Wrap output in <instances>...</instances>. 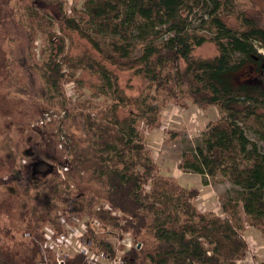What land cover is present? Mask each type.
Here are the masks:
<instances>
[{
	"label": "trees",
	"instance_id": "16d2710c",
	"mask_svg": "<svg viewBox=\"0 0 264 264\" xmlns=\"http://www.w3.org/2000/svg\"><path fill=\"white\" fill-rule=\"evenodd\" d=\"M83 5L87 26L95 27L96 36L73 19L65 21V26L80 32L118 69L142 75L159 92L130 100L114 85L118 97L104 110L101 121L84 115L87 135L73 141L75 153L67 164L75 163L80 172H89L99 187L93 189L96 196L83 199L85 206L78 201L85 194L69 197L70 210L99 219L106 216L118 224L117 228L139 239L140 247L126 253V264H237L248 251L246 223L239 211L264 222V147L248 139L244 131L249 121L260 123L253 129L264 144V113H260L264 110V54L260 52H264V15L257 19L244 11L235 13L232 0H84ZM207 5L211 6L207 13L210 37L196 33L194 27L198 11ZM231 13L239 17L240 27L225 23L224 17ZM2 20L0 16V23ZM98 35L109 38V52L103 50L105 45ZM207 40L214 42L218 54L193 58V48ZM63 52L62 42L58 53ZM54 58L46 65L53 64L45 76V102L48 108L57 109H46L43 116L45 119L55 113L65 121L76 117V104L70 107L61 90L63 74L61 68L55 70L60 63ZM12 63L2 50L0 92L14 68ZM101 74L109 75L115 83L112 71L103 68ZM171 101L180 107L190 101L203 110L209 105L218 107L220 117L207 124L201 144L192 153H184L178 167L202 175L205 184L206 176L228 178L236 190L221 204L224 216L200 211L198 189L184 188L173 177L161 175L144 144V131L160 127L161 111ZM63 134L66 141L71 140L66 131ZM82 142L84 147L79 146ZM59 167L66 170L67 165ZM60 183L66 184V180ZM51 193L56 198L58 193ZM102 200L109 205V212L113 209L123 214L122 224L102 210ZM48 204L43 213L17 207L16 228L28 237L27 250L19 261L1 246L0 264H35L42 227L56 222L58 212L64 211L61 206ZM55 207L58 210L51 213ZM261 230L264 235V227Z\"/></svg>",
	"mask_w": 264,
	"mask_h": 264
},
{
	"label": "rangeland",
	"instance_id": "374dc122",
	"mask_svg": "<svg viewBox=\"0 0 264 264\" xmlns=\"http://www.w3.org/2000/svg\"><path fill=\"white\" fill-rule=\"evenodd\" d=\"M54 1L0 0V16L3 18L0 23V55L2 50L5 51L14 66L8 74L5 88L0 92V247L10 251L19 261L24 257L29 239L16 228L20 212L18 206L43 213L49 209L48 203H51L61 206V210L65 211L68 201L80 194H85L78 200L80 205L85 206L83 199H90L91 195H95L93 189L99 187L90 179L89 172L83 169L80 172V166L75 163L67 164V159H71L70 156L75 153L73 141L81 135H87L84 115L89 114L95 122H100L104 110L118 95L113 91L114 85L130 100L146 93L159 92H155L154 86L142 75L131 69H118L103 58L80 32L65 26V21L73 19L87 33L96 36L95 27L87 26L84 0ZM232 4L235 13L244 11L257 19L264 15V0H232ZM43 6L46 8H41ZM209 11L211 6L207 5L204 11H198L194 20L195 32L208 37L211 36L207 23ZM235 13L224 17L225 23L232 28L240 27L241 21ZM98 37L106 47L103 50L109 52V38L105 35ZM62 42L64 52L59 54L58 48ZM217 54L218 50L210 40L191 51L193 58L201 59L212 58ZM53 58L60 63L55 70L61 68L59 71L63 74L59 82L61 90L69 99L70 107L76 104L73 106L76 115L73 119L64 121L63 117L55 113L46 116V119L43 116L46 109H57L48 108L45 102L48 101L45 76L49 75L48 70L53 64L50 67L46 65L48 62L53 63ZM103 68L112 71L116 76L115 83L109 75L102 77ZM184 102V107L173 101L165 105L160 114V127L144 131V144L151 151L161 175L173 177L184 188L198 189L196 203L200 211L224 216L221 204L234 196L236 190L228 178L206 176L205 184L202 175L178 167L182 155L192 153V149L201 144L202 132L207 124L217 121L221 114L215 105L206 106L203 110L190 101ZM260 113H264V110H260ZM256 124L260 123L249 121L244 131L248 139L264 147L253 129ZM65 131L71 136L70 141L62 137ZM85 145L84 142L79 144L80 147ZM59 165H67L66 170ZM63 180H66V184L60 183ZM52 190L58 193L56 198H53ZM105 203L101 202V208L107 212ZM13 208L15 211L11 210ZM55 208H52L51 213L58 210ZM239 213L246 223L244 239L248 242V251L246 257L237 264H264V235L261 230L264 222L248 218L242 210ZM86 218L82 217L80 222ZM103 220L107 223L108 218L104 216ZM110 223L112 228H117L118 224L115 226L113 221ZM77 229L76 234L70 235L74 239L83 237V229L79 225ZM99 238L105 239L102 234ZM133 239L135 242L140 241L135 237Z\"/></svg>",
	"mask_w": 264,
	"mask_h": 264
},
{
	"label": "built area",
	"instance_id": "2783aa9c",
	"mask_svg": "<svg viewBox=\"0 0 264 264\" xmlns=\"http://www.w3.org/2000/svg\"><path fill=\"white\" fill-rule=\"evenodd\" d=\"M71 206L69 201L68 208L58 212L56 222H47L42 227L41 240L36 243L38 256L35 264H126V253L140 245L132 235L112 228L110 221L105 223L97 215L75 213L70 210ZM104 209L122 224L124 217L118 211L109 212L107 203ZM82 217L87 218L80 222ZM78 225L84 231L83 237L74 239L70 235L78 232ZM100 234L104 240L99 238Z\"/></svg>",
	"mask_w": 264,
	"mask_h": 264
}]
</instances>
